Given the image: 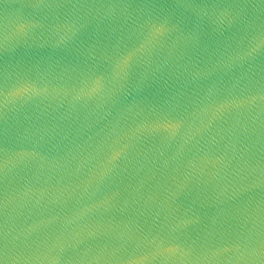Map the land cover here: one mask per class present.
Returning <instances> with one entry per match:
<instances>
[{
  "label": "water",
  "instance_id": "obj_1",
  "mask_svg": "<svg viewBox=\"0 0 264 264\" xmlns=\"http://www.w3.org/2000/svg\"><path fill=\"white\" fill-rule=\"evenodd\" d=\"M0 264H264V0H0Z\"/></svg>",
  "mask_w": 264,
  "mask_h": 264
}]
</instances>
